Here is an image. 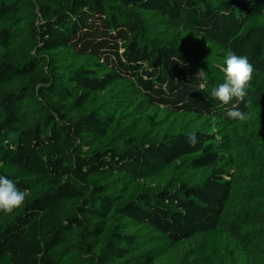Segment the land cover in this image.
<instances>
[{
	"label": "trees",
	"instance_id": "1",
	"mask_svg": "<svg viewBox=\"0 0 264 264\" xmlns=\"http://www.w3.org/2000/svg\"><path fill=\"white\" fill-rule=\"evenodd\" d=\"M0 175V264H264V0H0Z\"/></svg>",
	"mask_w": 264,
	"mask_h": 264
},
{
	"label": "clouds",
	"instance_id": "2",
	"mask_svg": "<svg viewBox=\"0 0 264 264\" xmlns=\"http://www.w3.org/2000/svg\"><path fill=\"white\" fill-rule=\"evenodd\" d=\"M225 66L221 71L224 73V82L212 89L211 96L221 103L232 107L227 110L228 118L236 121H247L249 114L239 108V103L245 102L249 85L257 69L245 55L234 51H228L225 56ZM205 85H199V91H203ZM188 142L191 146L198 143L195 132L188 134ZM27 189H20L16 182L5 175H0V212L12 213L22 207L29 197Z\"/></svg>",
	"mask_w": 264,
	"mask_h": 264
}]
</instances>
